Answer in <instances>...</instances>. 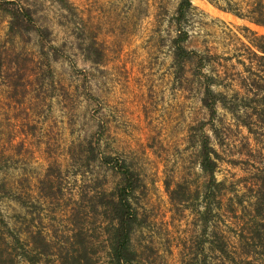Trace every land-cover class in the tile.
<instances>
[{
  "label": "rangeland",
  "instance_id": "rangeland-1",
  "mask_svg": "<svg viewBox=\"0 0 264 264\" xmlns=\"http://www.w3.org/2000/svg\"><path fill=\"white\" fill-rule=\"evenodd\" d=\"M14 1L31 20L10 29L0 8V264H60L78 204L77 221L102 250L103 219L87 204L122 182L100 159L106 153L139 177L130 194L139 264H262L258 249L244 254L240 236L264 167L262 135L221 102L212 116L197 60L174 62L178 0ZM191 1L184 44L212 54L201 70L217 77L214 90L244 92L241 60L264 25L222 0ZM202 132L223 181L215 196H203Z\"/></svg>",
  "mask_w": 264,
  "mask_h": 264
},
{
  "label": "trees",
  "instance_id": "trees-1",
  "mask_svg": "<svg viewBox=\"0 0 264 264\" xmlns=\"http://www.w3.org/2000/svg\"><path fill=\"white\" fill-rule=\"evenodd\" d=\"M57 1L61 5H68L67 0ZM222 2L223 9L264 25V0H222ZM192 6L191 0H178L172 15L176 26V34L172 40L174 62L184 68L187 60L195 58L197 69L203 77L201 80L203 91L200 99L210 114L212 116L215 114L218 102L223 103L249 130L258 131L264 142V34H255L252 31L253 37H249V44L246 45L247 60H241L244 64V70L248 72L247 77L243 78L244 92L234 91L228 96L222 91L214 90L213 83L217 77L213 73L201 70V67L212 54L188 48L184 44L189 35L186 25ZM0 8L6 9L9 14L10 29L26 25L31 20L30 9L16 4L14 0H0ZM36 29L41 33L43 31L42 27ZM248 107L250 110H247ZM252 114H255L257 118H250ZM208 140L209 135L202 132L199 163L209 176L204 197L214 195L215 191H220L223 185V181L217 180L215 177L214 170L217 161L214 154L217 152L213 146L209 145ZM95 157L96 154H92L91 158ZM100 159L118 172L122 181L115 189H100L96 200L91 201L92 204H87L89 208L91 207V213L96 212L103 219L101 225L102 238L98 240L103 248L99 251L97 247L91 246L92 242L86 236L84 226L77 221L78 216L83 215V210L80 208L82 204L73 205L71 212L72 227L67 236L69 246L57 252L60 264L66 261L69 264H139L136 250L131 245V232L137 223L138 212L130 200V194L139 182L138 174L116 154H102ZM175 190V188L169 190L172 198ZM255 193L252 202L253 213L247 234L241 230L240 236H242L241 242L245 245L244 254L248 255L254 252L253 249H258L256 251L262 255V264H264V167L259 174ZM42 243L41 248L48 244L45 237ZM39 248L40 246L35 243L32 247L33 252L38 255L42 254L44 250ZM219 249L223 250L222 247ZM251 259L252 256L248 258L245 256V260L250 262ZM29 263L40 264L36 258H29Z\"/></svg>",
  "mask_w": 264,
  "mask_h": 264
}]
</instances>
